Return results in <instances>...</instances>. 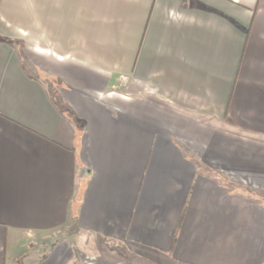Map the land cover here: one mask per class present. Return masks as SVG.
<instances>
[{
    "label": "crops",
    "instance_id": "obj_1",
    "mask_svg": "<svg viewBox=\"0 0 264 264\" xmlns=\"http://www.w3.org/2000/svg\"><path fill=\"white\" fill-rule=\"evenodd\" d=\"M0 264H264V0H0Z\"/></svg>",
    "mask_w": 264,
    "mask_h": 264
},
{
    "label": "built area",
    "instance_id": "obj_2",
    "mask_svg": "<svg viewBox=\"0 0 264 264\" xmlns=\"http://www.w3.org/2000/svg\"><path fill=\"white\" fill-rule=\"evenodd\" d=\"M119 82H120V84L121 85H126L127 84V82H128V78L126 77V76H124V75H120L119 76Z\"/></svg>",
    "mask_w": 264,
    "mask_h": 264
}]
</instances>
